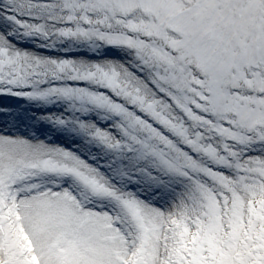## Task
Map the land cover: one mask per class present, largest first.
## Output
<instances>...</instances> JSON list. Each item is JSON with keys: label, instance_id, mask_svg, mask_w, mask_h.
Returning a JSON list of instances; mask_svg holds the SVG:
<instances>
[{"label": "snow or ice", "instance_id": "snow-or-ice-1", "mask_svg": "<svg viewBox=\"0 0 264 264\" xmlns=\"http://www.w3.org/2000/svg\"><path fill=\"white\" fill-rule=\"evenodd\" d=\"M184 2L191 11L181 23H172L155 35L149 32L144 37L149 44L141 45L105 37L92 28L89 16L100 15L93 8L98 0H65L63 11L79 7L84 13L79 32L85 37L109 45L126 42L140 49L141 71L148 75L130 74L132 91L117 85L115 72L108 76L97 65L95 72L74 76L66 87L34 92L45 83L43 74L24 63L26 57L11 48L6 36L0 41V95L45 99L59 93L72 100L73 93H83L80 100L86 97L113 119L109 128L79 122L80 130L109 154L101 166L108 171L70 150L0 135V264H204L197 251L199 242L192 244L191 239L215 223L217 202L224 214L241 197L247 201L254 199L253 194L264 196V0ZM9 3L2 15L21 25L25 18H37L34 9L54 7L32 0ZM76 19L70 14L65 23ZM95 23L99 26L103 21ZM96 73H104V88L112 95L74 86L88 83ZM237 81L243 88L226 83ZM57 82L64 83L59 78ZM190 88L198 93L195 114L185 94ZM233 93L249 97L248 107L239 116L220 120L213 115L215 106L222 102L235 109L238 101ZM200 103L211 107L201 110ZM177 111L186 114L187 122ZM201 116L212 121L206 127L223 123L241 134L225 143L230 152L218 154L215 146L209 147L195 134L204 123ZM21 157L24 163L19 162ZM205 158L234 167L237 175L230 178L211 165L205 167ZM40 173L74 177L91 196L116 201L125 219L88 208L82 196L68 189L40 191L39 185L28 184ZM169 176L187 178L193 187L168 211L124 187L141 179L156 188L167 187L164 178ZM200 176L210 182H202ZM223 227L225 232L232 231L226 222ZM259 228L257 222L250 238L244 237L242 243L236 239L234 249L226 245L231 255L220 264H264V232L257 235Z\"/></svg>", "mask_w": 264, "mask_h": 264}, {"label": "rangeland", "instance_id": "rangeland-1", "mask_svg": "<svg viewBox=\"0 0 264 264\" xmlns=\"http://www.w3.org/2000/svg\"><path fill=\"white\" fill-rule=\"evenodd\" d=\"M32 2L36 5L54 6L51 9L43 7L36 8L33 10V14L37 17L36 19L31 20L30 18H25L23 25L16 23V29L18 32L25 36H29L32 41H37L42 46L53 48L60 52L90 51L103 54L105 47L109 46L107 41L102 42L96 37H85L79 32V28L82 27L81 20L84 14L80 12L79 7H75L70 11H63L65 0H32ZM1 5L4 6V0H0V6ZM9 6L10 3L8 0L7 6L5 7ZM93 8L100 14L97 17L89 16V20L93 21L92 28L95 29L97 33L105 37H112L119 41H132L141 45L149 44V40L144 38L149 32L155 35L156 32L163 31L172 23L179 25L183 17L191 11L188 3H185L184 0H98V6L94 5ZM70 14L77 16L76 22L73 24L65 23L67 16ZM96 19L102 20L103 23L97 26L95 23ZM85 30L87 31L88 29ZM65 31L75 32L76 35L64 36L63 32ZM129 33L132 34L130 35ZM0 38L2 41L4 35H0ZM112 46L133 48L139 56L138 63L143 68L141 63L144 61L139 54L140 49L133 47L126 42L116 43ZM12 47L15 46L11 44V48ZM32 53L34 54V52ZM234 55H238V53H234ZM22 56L26 57L24 63L36 68L38 73H42L43 79H45V83L38 85L33 89L34 92H47L52 87H66L67 81L72 80L74 76H82L95 72L97 65L103 68L108 76H111L113 72H115L117 75V85L132 91L130 85L134 82V77L130 75L131 73L123 62H121L120 65H117L113 62H108L110 59L106 58L93 62L86 58H61L58 56L40 58L25 54ZM29 71H31V68ZM145 73L148 72L145 71ZM103 75L104 73H96L84 88L102 93L101 89L106 86V80L102 79ZM57 78L64 83H58ZM226 83H231L232 87L243 88V85H240L238 81L236 83ZM261 90H264V86H262ZM185 94L189 96L192 104V107L189 110L193 111L195 114V105L198 103L195 96L198 93H196L194 88H190ZM83 95V93H73L72 100H69L59 93H53L45 99H34H36L37 103L45 109H52L54 111L52 114H49V116L46 115V118L58 122L61 131L63 132H66L65 130L71 117L78 120V122L86 123H93L92 118H97L111 126L113 119L109 116L107 111L89 103L86 101V97L85 100H80V97ZM232 95L235 96L238 101L235 105V109L222 102H218L215 106L213 115H218L220 120L230 119L233 115L239 116L240 112L248 107L247 101L249 100V97L243 95V93H233ZM203 99L205 101L208 100L207 97H203ZM55 101H59L61 103L60 106L56 107L54 105ZM239 101H244L245 103H239ZM199 106L201 110H204L205 107H211V105H206L204 103H200ZM177 115L180 116L179 114ZM201 120L204 121V123L200 125L199 130H197L195 134L203 137L204 142L207 143L209 147L215 146V150L218 154L220 153L219 148H224L226 142L241 135L239 133H234L232 128L226 127L223 123H219L218 127H206V125H212V121L210 119L205 120L203 116H201ZM61 121H64L65 123H61ZM257 122L260 123L261 121L258 120ZM12 137L24 138L34 144H37L38 142L37 139H34L31 136H23L22 134ZM73 138H75V136L71 137V139ZM236 147V145H233V148ZM231 150L232 149H225V151L229 152ZM225 159H227V157H225ZM19 162L24 163L25 158L21 157ZM204 162L205 167H208V162L216 164L215 161L208 158H205ZM229 168H232L237 174V170L234 167ZM209 170L211 171V169ZM45 174L47 173H40L37 176L32 177L28 181V184L35 183L39 185L40 191L53 190L51 186L53 181L47 182L44 180ZM217 174H219V172ZM229 177L234 178L235 176ZM165 178L166 181L169 182L173 179L172 176ZM202 181L204 182V179ZM176 183L177 181L170 183V192L173 194H175ZM125 189L127 190L126 187ZM178 193L179 192L177 191L175 195ZM187 193L190 192L188 191ZM245 209H247V212H245ZM167 210L168 208L165 209V211ZM245 221L250 222V225L247 226V223L244 224ZM225 222L231 226V232H225L223 228ZM257 222L260 223L259 232L256 233L259 235L260 232H264V196H259L258 198H255L254 196V199H249L247 201L241 197L237 202H234L233 207L226 210L224 214H221L219 202H217L215 223L205 226L202 229V232L197 231L193 234L191 243L197 244V242H199L197 251L200 252V259L204 256L203 252L208 251V255L205 257L211 258L216 261L217 264H220L221 260H228L231 255V253L226 250L225 246L227 245L229 248L234 249L236 247L234 243L236 239H239L242 243L244 237L250 238L251 232H256ZM241 233H243V235H241ZM230 239L233 240L232 245L228 244ZM205 245H207L206 249ZM73 247H75V245H73Z\"/></svg>", "mask_w": 264, "mask_h": 264}, {"label": "bare ground", "instance_id": "bare-ground-1", "mask_svg": "<svg viewBox=\"0 0 264 264\" xmlns=\"http://www.w3.org/2000/svg\"><path fill=\"white\" fill-rule=\"evenodd\" d=\"M1 7V6H0ZM1 35V34H0ZM0 41H1V38H0ZM15 51H18L19 53H21L22 55H31V56H36V57H40V58H46V56H42V55H37V54H33L31 51H25V50H21V49H19V48H16V47H12ZM108 62H113L114 64H117V65H120V62L118 61V60H115L114 58H113V60H110V61H108ZM60 102L59 101H55V106L56 107H58V106H60ZM10 113H11V118L13 119L14 117H19L20 115H22L21 114V112L19 111V110H12V111H10ZM74 123H76L77 125H79L78 123V121L76 120V119H71V124H74ZM73 132V130H72V125H69V128H68V136H70L71 135V133ZM78 137L79 138H82V139H87V140H89V142H91V144H92V146L94 145V142L95 141H93V140H91L88 136H84L83 134H78ZM89 139H88V138ZM40 143H43V144H45V145H47L46 143H44V142H41V141H38L37 142V144H40ZM47 146H49V147H57V146H50V145H47ZM200 178V177H199ZM190 186H193L192 185V183H191V181H190V183H189V186L187 187H185V189H190ZM254 196H255V194H253ZM123 215H125V213L123 212ZM188 234V229H185V235H187ZM192 239H193V235H192ZM191 239V240H192ZM196 257H194V259H195ZM202 262H204V264H212V261H214L213 259H211V258H207V257H205V256H202L201 257V259H200Z\"/></svg>", "mask_w": 264, "mask_h": 264}, {"label": "clouds", "instance_id": "clouds-1", "mask_svg": "<svg viewBox=\"0 0 264 264\" xmlns=\"http://www.w3.org/2000/svg\"><path fill=\"white\" fill-rule=\"evenodd\" d=\"M8 0H4V6H7Z\"/></svg>", "mask_w": 264, "mask_h": 264}]
</instances>
